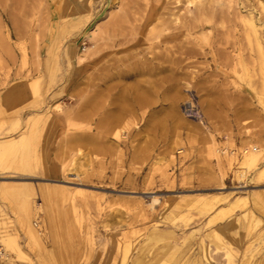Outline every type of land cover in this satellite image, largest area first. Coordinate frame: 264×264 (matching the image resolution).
Here are the masks:
<instances>
[{"label":"rangeland","instance_id":"374dc122","mask_svg":"<svg viewBox=\"0 0 264 264\" xmlns=\"http://www.w3.org/2000/svg\"><path fill=\"white\" fill-rule=\"evenodd\" d=\"M189 1L0 0L5 264H264V0Z\"/></svg>","mask_w":264,"mask_h":264},{"label":"bare ground","instance_id":"6f19581e","mask_svg":"<svg viewBox=\"0 0 264 264\" xmlns=\"http://www.w3.org/2000/svg\"><path fill=\"white\" fill-rule=\"evenodd\" d=\"M157 1V0H156ZM226 1V0H225ZM149 2V1H148ZM199 2V0H190L189 1V4H196V3H198ZM232 2V1H231ZM211 3H213V0H207V2H206V6H210V4ZM154 5V4H153ZM198 5V4H197ZM231 5V4H230ZM152 6V5H151ZM198 6H201V5H198ZM164 7V6H163ZM164 9V8H163ZM198 10H199V7L197 8ZM231 9V8H230ZM161 10V9H160ZM208 10H209V7H208ZM160 13V12H159ZM162 13V12H161ZM160 13V14H161ZM167 13H169V12H167ZM238 13V12H237ZM242 13V12H241ZM165 14V13H164ZM217 14V13H216ZM166 15V14H165ZM168 15V14H167ZM224 15V14H223ZM161 16H163V14L161 15ZM255 16V15H254ZM157 17H158V15H157ZM164 17V16H163ZM170 17V16H169ZM234 17V16H233ZM191 18V17H190ZM224 18V17H223ZM237 18V17H236ZM241 18V17H240ZM243 18V17H242ZM161 19V18H160ZM164 19V18H163ZM175 19H177V18H175ZM253 19V18H252ZM252 19H250L249 21H248V26H249V28L252 30V32H253V36H255L256 37V29H255V25H254V23H253V21H252ZM260 19V18H259ZM194 20V19H193ZM232 20V19H231ZM255 20V19H254ZM165 21V20H164ZM229 21V20H228ZM259 21H261V20H259ZM264 20H262V22H263ZM161 22H163V21H161ZM183 22V21H182ZM193 22H195V21H193ZM170 24V23H169ZM187 24H189V23H187ZM177 25V24H176ZM180 26V25H179ZM246 26V25H245ZM247 26V27H248ZM176 27V26H175ZM183 27V26H182ZM205 28V27H204ZM204 28H203V30H204ZM246 28V27H245ZM176 29V28H175ZM93 32H90L89 34H88V36L90 37V38H92L93 37V35H91ZM254 38V37H253ZM245 39V38H244ZM257 39V38H256ZM254 40H255V38H254ZM258 43V42H257ZM258 45V44H257ZM263 46V45H262ZM261 46V47H262ZM258 47V49L259 50H261V47H260V45H258L257 46ZM168 48V47H167ZM175 49H176V46H175ZM177 49H179V48H177ZM186 49V48H185ZM88 51V50H87ZM169 51V50H168ZM194 49L193 48H189V49H187L186 50V52L185 53H187V54H193L194 53ZM259 52V51H258ZM257 53V52H256ZM73 55V54H72ZM166 57V56H165ZM192 57V56H191ZM161 58V57H160ZM179 58V57H178ZM162 61H163V59H162ZM71 62V61H70ZM116 62V61H115ZM143 62V61H142ZM173 62H175V61H173ZM145 64V63H144ZM160 64V63H159ZM162 64V63H161ZM176 64V63H175ZM175 64H172V65H174L175 66ZM181 64V63H180ZM114 65V64H113ZM119 65V64H118ZM171 65V66H172ZM120 66V65H119ZM189 66V65H188ZM113 67V66H112ZM115 67V66H114ZM121 67V66H120ZM137 67V66H136ZM136 67H134V68H136ZM139 67V66H138ZM160 68H159V70L158 71H160V73H161V71L163 72V70H164V68H163V65H160L159 66ZM129 68H130V65H129ZM132 68V67H131ZM147 68V67H146ZM176 68V67H175ZM187 68V67H186ZM138 69V68H137ZM158 69V68H157ZM157 69H155V70H157ZM115 70V69H114ZM130 70V69H129ZM140 70V69H139ZM107 71V70H106ZM125 71V70H124ZM131 71V70H130ZM141 71V70H140ZM158 71H156V73L158 72ZM113 72V71H112ZM133 72V71H132ZM165 72V71H164ZM167 72V71H166ZM109 73V72H108ZM159 73V74H160ZM105 74H106V72H105ZM113 75H110L111 77H117L118 79H120V78H123V80L127 77V72L125 73V72H123V69H122V71H119V69H117V70H115L114 71V73H112ZM129 74V73H128ZM167 74V73H166ZM105 76V75H104ZM103 76V77H104ZM107 76V75H106ZM175 77V76H174ZM104 79V78H103ZM105 80V79H104ZM158 80V79H157ZM161 80V79H160ZM175 80V79H174ZM108 81V80H107ZM186 81V80H185ZM166 83H168V82H166ZM173 83V82H172ZM107 84V83H106ZM158 84H165V82H164V80L163 81H160ZM185 84V83H184ZM111 85H113V84H110V86ZM110 86H109V88H110ZM116 86V85H115ZM196 86V85H195ZM105 87V86H104ZM118 87V86H117ZM190 87H191V85H190ZM108 88V87H107ZM105 90V89H104ZM119 90V89H118ZM101 91H103V89L101 90ZM104 92V91H103ZM107 92H109V91H107ZM113 92V91H112ZM124 92V91H123ZM105 93H106V91H105ZM105 93H104V95H105ZM110 93H111V91H110ZM104 95H102V97L104 96ZM106 96V95H105ZM108 96V95H107ZM114 96V95H113ZM109 97V96H108ZM110 97H111V95H110ZM109 97V98H110ZM107 98V97H106ZM102 100V99H101ZM106 100H109V99H106ZM106 100H104V101H106ZM118 101V100H117ZM108 105V104H107ZM111 105V104H110ZM115 107V106H114ZM105 108H107V107H105ZM119 108V107H118ZM120 109V108H119ZM118 109V111L120 112V110ZM108 110V109H107ZM113 110H114V108H113ZM118 111H117V113H118ZM112 114H114V115H112V118L113 117H118V116H116L115 115V113H112ZM111 118V119H112ZM101 121H104L103 119H101ZM116 121V120H115ZM105 122H106V120H105ZM101 124V123H100ZM104 125V124H103ZM114 126H115V124H114ZM5 140V139H4ZM4 140H0V159H1V157L2 156H5L6 154H8L12 149H13V147L15 146V144H16V142H15V140H7V141H4ZM108 149V148H107ZM257 158H259L258 157V155L256 156V153L255 152H245L244 154H243V158H242V160H241V162L239 163V166H238V170H239V172L241 171H243V170H247V169H249V168H252V167H255L256 166V162H257ZM250 170V169H249ZM252 170V169H251ZM247 173V172H246ZM258 173H264V167L263 168H261L260 169V171L258 172ZM241 174V173H240ZM242 176V175H241ZM259 176H261V175H259ZM262 176H264V175H262ZM264 179V178H263ZM18 196H19V199H18V212H19V215L21 216V215H23V216H26V215H29L30 214V212H31V208H30V200H31V198H29V195L28 194H22L20 191H19V193H18ZM4 228V227H3ZM8 239V238H7ZM2 239L3 241L5 240L9 245H11V246H14L15 247V242L13 241V240H10V239ZM15 240V239H14ZM2 241V242H3ZM6 243V244H7ZM5 245V244H4ZM9 250V249H8ZM10 258H9V255H8V257H7V261L9 260ZM42 264V263H41Z\"/></svg>","mask_w":264,"mask_h":264},{"label":"built area","instance_id":"2783aa9c","mask_svg":"<svg viewBox=\"0 0 264 264\" xmlns=\"http://www.w3.org/2000/svg\"><path fill=\"white\" fill-rule=\"evenodd\" d=\"M181 113L185 118L195 120L198 123H202V120H201V117L199 114V110L197 108V103H196L195 97L191 93L187 94L185 101L182 103ZM224 152H225L224 149L220 150L221 154H223ZM229 153L235 154V151L231 150V151H229ZM244 153H245V151L238 152L236 154L241 155ZM34 226L36 227L37 223L34 224ZM7 257H8L7 252L5 251L3 246L0 245V264H5L7 262Z\"/></svg>","mask_w":264,"mask_h":264},{"label":"crops","instance_id":"0c3cea01","mask_svg":"<svg viewBox=\"0 0 264 264\" xmlns=\"http://www.w3.org/2000/svg\"><path fill=\"white\" fill-rule=\"evenodd\" d=\"M45 193H47L46 191H44ZM138 262V261H137Z\"/></svg>","mask_w":264,"mask_h":264}]
</instances>
